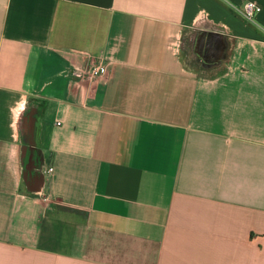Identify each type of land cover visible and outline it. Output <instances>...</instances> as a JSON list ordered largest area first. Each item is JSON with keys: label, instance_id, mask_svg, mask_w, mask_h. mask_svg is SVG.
Instances as JSON below:
<instances>
[{"label": "crops", "instance_id": "obj_1", "mask_svg": "<svg viewBox=\"0 0 264 264\" xmlns=\"http://www.w3.org/2000/svg\"><path fill=\"white\" fill-rule=\"evenodd\" d=\"M245 1L0 0V264H264Z\"/></svg>", "mask_w": 264, "mask_h": 264}, {"label": "built area", "instance_id": "obj_2", "mask_svg": "<svg viewBox=\"0 0 264 264\" xmlns=\"http://www.w3.org/2000/svg\"><path fill=\"white\" fill-rule=\"evenodd\" d=\"M261 9V4L256 0H247L235 7V10L245 19L252 21L255 13ZM107 63L100 62L89 66L86 71L88 77L103 75L107 72Z\"/></svg>", "mask_w": 264, "mask_h": 264}, {"label": "rangeland", "instance_id": "obj_3", "mask_svg": "<svg viewBox=\"0 0 264 264\" xmlns=\"http://www.w3.org/2000/svg\"><path fill=\"white\" fill-rule=\"evenodd\" d=\"M186 45H190V43H189V41H187V40H185V42H184ZM189 48V47H188Z\"/></svg>", "mask_w": 264, "mask_h": 264}]
</instances>
